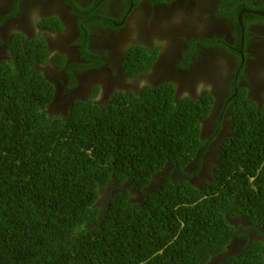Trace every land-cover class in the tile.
Segmentation results:
<instances>
[{
  "label": "trees",
  "instance_id": "trees-1",
  "mask_svg": "<svg viewBox=\"0 0 264 264\" xmlns=\"http://www.w3.org/2000/svg\"><path fill=\"white\" fill-rule=\"evenodd\" d=\"M11 1L13 16L24 6ZM105 1L82 6L66 0L78 15L87 57L94 58L86 48L89 26L109 24L99 12ZM235 1L219 3L220 13L233 18V48L215 35L192 39L184 68L196 42L224 46L240 58L246 17L262 18L246 15L247 3ZM37 24L40 30L63 28L56 16ZM158 49L128 46L123 66L127 76L138 77V89L119 88L96 102V85L91 98L75 99L56 114L48 108L55 85L39 66L51 61L76 82L73 68L99 62L66 63L43 37L11 34L8 56L0 60V264H209L240 228L246 242L217 263L264 264V102L238 86L236 77L247 80L238 63L214 132L204 138L202 124L216 96L208 88L177 95L167 80L144 82ZM224 111L229 134L217 148L210 178L194 184L184 168L196 157L201 161L224 125ZM166 167L170 171L151 185ZM172 171L183 177L171 178ZM251 230L260 237L250 239Z\"/></svg>",
  "mask_w": 264,
  "mask_h": 264
},
{
  "label": "flooded vegetation",
  "instance_id": "flooded-vegetation-1",
  "mask_svg": "<svg viewBox=\"0 0 264 264\" xmlns=\"http://www.w3.org/2000/svg\"><path fill=\"white\" fill-rule=\"evenodd\" d=\"M75 1L82 6L92 3V0ZM7 2L8 0H0V14L9 15L13 9L11 0L5 9L4 5ZM219 3L220 0H136V2L130 0L127 4L126 0H106L101 4L99 12L106 15L109 24L104 25L99 22L91 24L86 37V48L94 56L93 58L81 53L79 18L66 0H22L24 7L20 6L13 16L7 15L0 21V60L4 57V53L8 54L7 40L9 41L11 33L17 29L16 31H22L27 39L43 37L49 50L51 48L53 52L65 55L66 63L99 62L98 65L87 68L79 66L73 68L72 73L76 82L67 71L57 67L53 62L47 61L41 64L47 66L42 70L56 88L53 101L48 106L49 112L62 114L71 101L91 98L93 87L96 85L99 87V92L94 97L96 102H104L119 88L138 89L140 85V82H137L138 77L127 76L123 65L129 45L146 43L149 48L159 47V49L152 68L143 75L144 82L153 81V85H158L155 83H163L164 80L173 83V80H176L177 95H186L188 92L194 94L198 87L208 88L221 100L216 108L215 118H217L224 104L221 98L224 96L225 99L229 98L227 95L231 73L237 68L238 63L242 66V73L247 79L236 77L238 86L248 88L249 98L260 104L264 102V0L235 1V4L247 3L248 7L243 6L242 9L246 15L252 14L262 18L246 17L248 24L246 32L241 36L239 59L237 54L224 46L196 42V51L190 58V66L188 69L184 68L185 53L188 52L192 39H211L215 35L222 37L233 48L236 31L233 18H227L220 13ZM51 16L58 17L63 28L55 32L40 30L38 21L43 17ZM152 17L154 20L147 26L141 27V21ZM96 57L99 59L96 60ZM169 59L175 61L177 69L171 68L174 61L168 64ZM176 70H178L177 75ZM128 79H132L134 83H130L132 80L127 82ZM228 115L227 111L221 114L224 125L214 137H210L201 161L199 162L196 157L184 168L185 172H191L194 170V164L199 165L197 173L191 175L189 179L194 184H202L210 178L209 172L203 174V170L209 163L216 161L218 140L225 130L229 132L225 124ZM215 124L212 122L210 125L209 122L205 125V127L210 126V129L208 133H204V138L214 132ZM203 128L202 124V132ZM168 171L170 167L155 175L151 185L161 181ZM170 177L178 179L183 176L172 171ZM241 231L242 228L237 231L227 250L218 258H213L209 264L224 259L228 254L230 255L229 251H238L246 242L244 237L238 236ZM248 234L250 239L258 236L255 230L248 231Z\"/></svg>",
  "mask_w": 264,
  "mask_h": 264
},
{
  "label": "rangeland",
  "instance_id": "rangeland-1",
  "mask_svg": "<svg viewBox=\"0 0 264 264\" xmlns=\"http://www.w3.org/2000/svg\"><path fill=\"white\" fill-rule=\"evenodd\" d=\"M4 5V4H3ZM8 5H9V0H8V2H7V4H5L4 6H5V9L8 7ZM152 20H154L153 19V17L151 18V19H148V20H144V21H141V27H144V26H147ZM17 30V29H16ZM16 30L14 31V32H16ZM13 33V32H12ZM11 33V34H12ZM7 43H8V40H7ZM142 44H144V43H142ZM144 45H146V43L144 44ZM4 53V52H3ZM4 55V57L3 58H7V56H8V54L7 53H4L3 54ZM2 56V55H1ZM2 58V59H3ZM1 59V60H2ZM172 61H174V60H168V64L169 63H171ZM171 68H174V69H177V66L175 65V61L171 64ZM47 66L46 65H43V66H39V68H46ZM177 72H178V70H176V75H177ZM132 79H128L127 80V82H130ZM148 82H151V81H148ZM130 83H134L133 82V80L130 82ZM177 81L176 80H173V84L176 86L177 85ZM132 90H135V88H133ZM188 94L190 95V92H188ZM187 95V94H186ZM60 96V95H59ZM219 102H220V98H217V102H216V106H215V108H214V111L212 112V113H210V116L208 117V119H206L204 122H203V126H204V128H203V132L204 133H208V131H209V129H210V126H206L205 127V125H207V123H209L210 122V125L212 124V122H216V118H215V116H216V113H217V111H216V108L218 107V105H219ZM228 123V121L227 120H225V124H227ZM228 132H226V130H225V133L223 134V135H221V138L218 140V145L222 142V140L224 139V137H226V136H228ZM204 136H205V134H204ZM213 164L214 163H209L208 164V166L203 170V174H206V173H208L209 172V174L211 173V171H212V168H213ZM193 168H194V170L195 169H197L198 168V164L197 165H193ZM194 170H192L191 172H188L187 171V173H188V175L190 174V175H193V171ZM192 177V176H191ZM255 237H259V235L257 236H255Z\"/></svg>",
  "mask_w": 264,
  "mask_h": 264
},
{
  "label": "clouds",
  "instance_id": "clouds-1",
  "mask_svg": "<svg viewBox=\"0 0 264 264\" xmlns=\"http://www.w3.org/2000/svg\"><path fill=\"white\" fill-rule=\"evenodd\" d=\"M199 91H200V88L198 87L197 88V92L199 93ZM219 146V145H218ZM218 148V147H217ZM216 159H217V155H216ZM216 161H214V163H215ZM213 169V168H212ZM185 171V170H184ZM186 173H187V171H186ZM188 176V175H187ZM259 237H260V235H259ZM260 238H262L263 239V237L261 236Z\"/></svg>",
  "mask_w": 264,
  "mask_h": 264
},
{
  "label": "water",
  "instance_id": "water-1",
  "mask_svg": "<svg viewBox=\"0 0 264 264\" xmlns=\"http://www.w3.org/2000/svg\"><path fill=\"white\" fill-rule=\"evenodd\" d=\"M258 14H262V13H260V12H257ZM238 19H239V21H241V18H240V15L238 16Z\"/></svg>",
  "mask_w": 264,
  "mask_h": 264
},
{
  "label": "bare ground",
  "instance_id": "bare-ground-1",
  "mask_svg": "<svg viewBox=\"0 0 264 264\" xmlns=\"http://www.w3.org/2000/svg\"><path fill=\"white\" fill-rule=\"evenodd\" d=\"M145 79V78H144Z\"/></svg>",
  "mask_w": 264,
  "mask_h": 264
}]
</instances>
